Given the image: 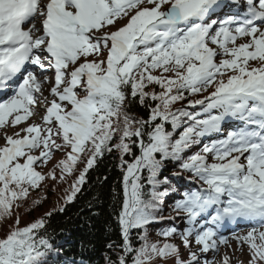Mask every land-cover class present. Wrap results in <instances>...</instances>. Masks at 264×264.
Returning <instances> with one entry per match:
<instances>
[{"label": "snow or ice", "instance_id": "6c2138e0", "mask_svg": "<svg viewBox=\"0 0 264 264\" xmlns=\"http://www.w3.org/2000/svg\"><path fill=\"white\" fill-rule=\"evenodd\" d=\"M186 99L200 111L173 107ZM226 123V136L204 143ZM0 139V221L11 220L0 264H46L45 218L21 226L13 209L46 178L74 177L64 197L73 201L113 152L123 200L105 264H213L206 254L228 245L219 229L241 223L237 249L246 246L247 264H264V0H0ZM56 153L52 169L37 170ZM168 162L199 186L171 206L187 226L158 232L161 244L148 227L178 190L161 179ZM177 236L186 260L170 242Z\"/></svg>", "mask_w": 264, "mask_h": 264}, {"label": "trees", "instance_id": "16d2710c", "mask_svg": "<svg viewBox=\"0 0 264 264\" xmlns=\"http://www.w3.org/2000/svg\"><path fill=\"white\" fill-rule=\"evenodd\" d=\"M202 95H206V93ZM202 95L191 96L188 99H200ZM173 107L185 108L190 112L200 111V106L188 107L187 99L178 101ZM131 111L137 117L146 118L145 109L139 105H133ZM197 147L194 146L186 155L196 151ZM133 150L139 154L138 149L134 148ZM126 159L131 158L126 157ZM119 164V154L116 152L105 153L103 157L98 158L94 167L88 171L86 182L81 187V191L69 203H65L64 197L67 194L66 190L70 189L72 177H69L67 182L46 178L41 182V186L45 185V188L40 186L39 189L32 191L30 197L22 202L21 207L13 209L12 219L18 214L21 226L41 217L45 218L46 224L45 228L41 230V234L52 245V250L44 257L46 264L55 259L58 254L68 255L71 259L80 258L90 264H105V256L113 255L107 246L120 239L116 221V214L123 200L122 172ZM83 166L82 163L78 165L81 169ZM172 172H179L178 163L168 162L161 173V179L165 176L169 177L168 187L172 184L175 185L173 187L183 184L181 179L169 176ZM183 175L188 176L187 173ZM50 183L55 185L54 190L50 188ZM159 190L162 191L163 186ZM175 194L177 191L169 193L164 198L161 206L162 212L159 215L164 217L171 214L167 203L173 199ZM37 200L39 203L34 204L33 201ZM61 208L63 211H60ZM49 212L51 215L45 216ZM8 223H11V220L0 221V236L4 234ZM167 226L168 221H159L150 225L148 227L150 241H159L162 244L164 238L157 233ZM132 239L134 246H138L136 230H133ZM161 263L162 261H157V264Z\"/></svg>", "mask_w": 264, "mask_h": 264}, {"label": "rangeland", "instance_id": "374dc122", "mask_svg": "<svg viewBox=\"0 0 264 264\" xmlns=\"http://www.w3.org/2000/svg\"><path fill=\"white\" fill-rule=\"evenodd\" d=\"M43 113L41 112V115ZM32 120L29 121V123H31ZM35 122L36 123H40V118L37 117L35 118ZM9 134H11V129H9ZM3 143V140L0 139V144ZM62 157V155H59V153H56L53 157V159L47 164V166L43 167V168H38V171H42L43 173H47V171H49L50 169L53 168V165L60 160ZM56 175L57 177H59L60 173H59V169L56 170ZM72 179H74L72 177ZM59 181V180H58ZM55 185L53 183H50V188L52 190H54ZM41 188H45V185H42ZM187 226V225H186ZM171 242V240H170ZM193 247L195 248V245H193ZM210 254V253H207ZM206 254V256H207ZM224 255H228L229 257V264H243L244 262L247 261V257H248V253H247V249L246 246L244 248L243 251L238 250L237 249V244L235 241H230L228 243L227 246L225 247H220L218 252H213L212 256L209 255L208 256V260L213 262V264H223V256Z\"/></svg>", "mask_w": 264, "mask_h": 264}]
</instances>
